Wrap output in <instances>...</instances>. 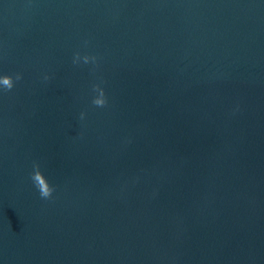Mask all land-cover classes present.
Here are the masks:
<instances>
[{
	"label": "water",
	"instance_id": "obj_1",
	"mask_svg": "<svg viewBox=\"0 0 264 264\" xmlns=\"http://www.w3.org/2000/svg\"><path fill=\"white\" fill-rule=\"evenodd\" d=\"M5 75L0 264H264V0H0Z\"/></svg>",
	"mask_w": 264,
	"mask_h": 264
},
{
	"label": "clouds",
	"instance_id": "obj_2",
	"mask_svg": "<svg viewBox=\"0 0 264 264\" xmlns=\"http://www.w3.org/2000/svg\"><path fill=\"white\" fill-rule=\"evenodd\" d=\"M85 62H87L88 57H84ZM17 79H19V76H17ZM0 84L5 86L6 88L10 89L12 87V78L10 76H0ZM103 96V92L101 90V97ZM96 105H103L105 101L102 98H96L93 101ZM32 179L35 183V185L38 187L40 195L42 197H48L51 194L52 189L49 187L48 183L46 182L45 178L41 177V172L38 170L34 171L32 174Z\"/></svg>",
	"mask_w": 264,
	"mask_h": 264
}]
</instances>
